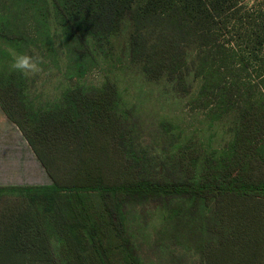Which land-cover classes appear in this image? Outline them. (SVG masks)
<instances>
[{
    "label": "trees",
    "instance_id": "obj_1",
    "mask_svg": "<svg viewBox=\"0 0 264 264\" xmlns=\"http://www.w3.org/2000/svg\"><path fill=\"white\" fill-rule=\"evenodd\" d=\"M125 16L128 58L150 80L188 92L186 50L196 49L189 106L204 111L208 145L181 143L166 176L127 161L115 85L86 77ZM16 54L42 58V71L13 70ZM0 107L52 180L0 185V234L33 236L0 241V264H143L126 215L148 200L167 210L157 231L187 227L173 238L195 242L197 264H264V241H211L214 230L259 229L263 219L264 1L0 0ZM48 241H59V256Z\"/></svg>",
    "mask_w": 264,
    "mask_h": 264
},
{
    "label": "rangeland",
    "instance_id": "obj_2",
    "mask_svg": "<svg viewBox=\"0 0 264 264\" xmlns=\"http://www.w3.org/2000/svg\"><path fill=\"white\" fill-rule=\"evenodd\" d=\"M263 1L239 0V3L245 8L254 9ZM130 31L131 22L125 16L104 47L106 55L102 52L98 64L87 72L86 77L96 82L106 77L115 85L121 104L117 143L127 161L145 175L166 176L177 169V148L181 143L192 141L197 147L203 144L202 148L208 145L207 139L199 133V121L204 111L189 106V99L199 85V79L193 76L191 64L196 49L190 47L186 50L185 80L189 90L183 92L165 77L154 80L146 78L140 65L130 62ZM221 39H233V36L229 38L224 32ZM252 68L257 70L255 65ZM161 122L166 123L168 130L161 126ZM213 131L209 132L213 134ZM217 140L219 138L215 132L210 141L214 148H217ZM166 212L158 202L149 200L128 206L126 232L133 255L140 258L143 264H197L198 256L188 248L195 242L176 240L188 230L187 227L181 225L177 229L167 224V236L157 231ZM48 243L59 256V241Z\"/></svg>",
    "mask_w": 264,
    "mask_h": 264
},
{
    "label": "crops",
    "instance_id": "obj_3",
    "mask_svg": "<svg viewBox=\"0 0 264 264\" xmlns=\"http://www.w3.org/2000/svg\"><path fill=\"white\" fill-rule=\"evenodd\" d=\"M51 182L19 128L0 107V185H49ZM249 226L250 229L214 230L211 241H264V211L259 229ZM18 233L21 234L20 227ZM30 237L33 236L23 233L17 238L24 240ZM17 238L0 234V241H15Z\"/></svg>",
    "mask_w": 264,
    "mask_h": 264
},
{
    "label": "clouds",
    "instance_id": "obj_4",
    "mask_svg": "<svg viewBox=\"0 0 264 264\" xmlns=\"http://www.w3.org/2000/svg\"><path fill=\"white\" fill-rule=\"evenodd\" d=\"M42 58L38 56H30L28 54L14 55L11 68L18 70L25 75H36L42 71L41 69Z\"/></svg>",
    "mask_w": 264,
    "mask_h": 264
}]
</instances>
